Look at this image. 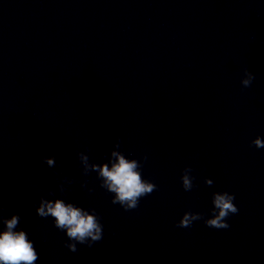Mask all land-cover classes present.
Here are the masks:
<instances>
[{
    "label": "water",
    "instance_id": "obj_1",
    "mask_svg": "<svg viewBox=\"0 0 264 264\" xmlns=\"http://www.w3.org/2000/svg\"><path fill=\"white\" fill-rule=\"evenodd\" d=\"M256 136L264 0H0V217L19 215L34 264H264ZM112 151L156 185L132 209L112 203L91 167ZM219 191L237 208L227 228L203 223ZM41 198L94 212L101 238L68 250L35 214ZM185 211L201 219L175 226Z\"/></svg>",
    "mask_w": 264,
    "mask_h": 264
},
{
    "label": "clouds",
    "instance_id": "obj_2",
    "mask_svg": "<svg viewBox=\"0 0 264 264\" xmlns=\"http://www.w3.org/2000/svg\"><path fill=\"white\" fill-rule=\"evenodd\" d=\"M252 79V72L247 68L242 69L239 80L242 88L248 87ZM250 144L260 148L264 146V139L256 136ZM116 146H119L118 140ZM80 159L86 161L87 157L81 153ZM41 160L49 168L55 163L53 156H42ZM91 167L102 178V186L113 194L112 203L119 204L124 210L136 207L138 198L156 187L150 180L141 178L137 161L126 158L121 152L112 151L107 164H93ZM190 172L191 168L186 166L181 170L179 177L181 187L185 191L194 187L192 184L194 177L189 174ZM208 183L211 184L212 181L209 180ZM233 199V194L227 191L213 192L211 214L203 219V223L209 227L227 228L225 218L237 211ZM34 212L39 217H49L52 225L63 231L67 237L65 246L70 251L75 250L76 243L91 245L93 241L101 238L102 225L98 215L71 202H65L61 198L51 200L41 198ZM201 216V213L185 211L175 221V226H190L192 221L201 219ZM19 220L20 217L16 213L0 217V225H2L0 226V264H34L37 259L32 240L27 238L25 230L17 227Z\"/></svg>",
    "mask_w": 264,
    "mask_h": 264
}]
</instances>
